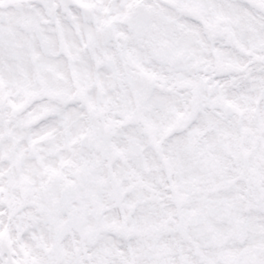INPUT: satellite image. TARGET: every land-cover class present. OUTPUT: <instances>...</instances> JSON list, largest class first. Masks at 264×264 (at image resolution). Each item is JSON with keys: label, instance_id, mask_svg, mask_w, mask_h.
<instances>
[{"label": "snow or ice", "instance_id": "6c2138e0", "mask_svg": "<svg viewBox=\"0 0 264 264\" xmlns=\"http://www.w3.org/2000/svg\"><path fill=\"white\" fill-rule=\"evenodd\" d=\"M0 264H264V0H0Z\"/></svg>", "mask_w": 264, "mask_h": 264}]
</instances>
